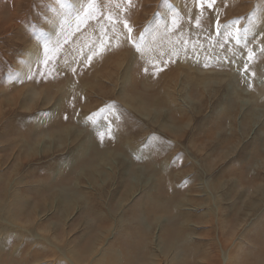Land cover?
I'll use <instances>...</instances> for the list:
<instances>
[{
  "label": "rangeland",
  "instance_id": "obj_1",
  "mask_svg": "<svg viewBox=\"0 0 264 264\" xmlns=\"http://www.w3.org/2000/svg\"><path fill=\"white\" fill-rule=\"evenodd\" d=\"M190 1L199 16L216 14L213 8L217 4L209 7V0ZM72 11L68 6H58L55 0H0V136L9 122L12 127H21L13 141L15 130L8 132L10 137H0V181L9 189L4 204H13L18 195L45 203L58 190L71 192L76 188L86 201L73 206L64 218L62 224L67 233L54 227L60 221L55 217L56 204L32 206L25 221L23 215L16 219L0 209V244L6 247L0 254V264H5V253L11 251L14 264H69L58 259L59 252L53 246L74 255L76 260L78 248L86 243L80 238L85 229L83 220L109 221L110 231L97 234L104 238L102 251L108 255L103 264H109L110 256H121L112 251L116 222L120 234L131 236L140 230L147 236L144 222L152 223L158 218L161 230L154 229V237L158 235L160 241L162 231H167L166 241L159 242L161 246L177 239L176 228L187 222L189 234L203 241L209 230L208 209L223 212L226 240L243 241L244 256L249 250L257 253L264 246V30L248 35L240 68L216 62L191 63L181 51L180 65L171 66L165 61L162 67L153 64L154 51L150 46L158 42L189 47L181 24L179 29V17L172 15V29H164L168 33L164 38L155 41L153 36L162 30L157 27L156 34L143 37L141 53L132 47V55L136 54L133 62L120 58L110 65L104 59L95 73L90 71L88 57H93V51L98 56L103 53L85 50L86 45L94 42L93 46H97L101 36L102 43L119 47L121 41L112 45L105 41L106 34L117 33L120 26L122 34L127 30L122 21L117 22L118 15L110 20L101 11L90 24L86 19L78 24L81 17L76 19ZM251 11L235 16L245 20L243 29H247ZM227 21L223 31L213 36L205 28L200 37L209 46L213 44V49L236 44L234 36L229 35L233 28ZM12 22L14 27L9 28ZM129 22L133 29L134 21ZM142 26L139 32L144 30ZM75 36L80 40L75 42ZM249 49L255 54L251 61ZM32 51L33 56L28 57ZM245 64L249 65L247 73ZM126 72L130 75L124 81ZM251 72L256 73L255 77ZM168 97L175 101L167 104ZM109 105H115L123 115L113 125V138L105 135L101 142L99 133L105 131V121H98L93 127L87 117ZM30 126L34 128L32 132L28 131ZM19 137L28 138L27 147L14 143ZM106 154L114 156L105 162L101 157ZM92 165H97L95 182L89 177ZM78 173L81 177L75 181ZM28 186L39 189L40 195L31 193ZM207 189L220 199L206 201ZM255 203L259 206L250 213L248 206ZM86 207H92L93 214ZM135 216L143 221L136 230L129 225ZM243 217L246 220L241 223ZM127 240L123 236L116 244ZM37 251L56 255L39 260ZM176 254L180 251L175 256L171 253L166 261L172 264Z\"/></svg>",
  "mask_w": 264,
  "mask_h": 264
},
{
  "label": "bare ground",
  "instance_id": "obj_2",
  "mask_svg": "<svg viewBox=\"0 0 264 264\" xmlns=\"http://www.w3.org/2000/svg\"><path fill=\"white\" fill-rule=\"evenodd\" d=\"M20 1L21 0H19V2ZM216 1H217L216 3L212 4V6H215L217 4V6H215V8H213L214 9L213 12H216V14L214 16H213V14H212V16H210V15H208L209 13L207 14L204 12H203L204 14H201L199 16V15L195 14V7L196 6H194V3L190 0H188L187 2H185L183 0H166V2H164V3H162V0H131V4H128L126 2V0H95V4L92 8L88 7L90 0H70V1L68 0V2H70V5H71L70 8L75 12V16H77L78 12L80 13L79 15L81 17V20H80V22H78V24H81V22L84 19L88 20V22L90 24V21L93 18H95L97 15H99V13L102 11V13L106 14V18H109L110 15L111 16L118 15V16H120V22L124 21V20L134 21V25H133L134 31L132 33V35L134 37H136L138 35H142L143 37L148 35V34L151 35V34L155 33L156 31H159V30H157L159 27H162L161 31H159L157 34L155 33L156 35L154 34L155 36H153V37H154L155 41L157 38H164V35L168 34L165 30L171 31L172 23L170 22L171 21L170 17H173L172 15H176L174 17H179L178 18L179 21L177 20V23L179 22V29H180V24H181V27H184L183 31L185 32L184 35L186 36L184 39L186 40V43H189V47L188 48H184V47L180 48V44H178V43L170 44V45H158L157 44L158 42H157L156 44L150 46V48H152V50L154 51L151 54L152 59H153V64H159L160 66L163 67L162 63L166 61L168 63V65H171V66L177 65L178 66V65H180V51H181L182 52L181 54L183 56H186V59L188 61H190L191 63L202 64V63H210V62L215 63L216 62L221 66L232 67V68L237 69V68L242 67V64H243L242 60H244L242 57V55H244L242 53V51L244 50L243 47L245 46L246 43L244 42V29H243V27L245 26L246 23H245V20H243V21L240 20L239 16L238 17H235V16L236 15H242V14L244 15V13H246L247 11H249V9H251L252 11H251L250 15L248 16V18L250 20L247 22V26H246L247 29H250L248 35L252 34V33H258L260 31H263L264 30V22H262V21H264V3L262 2V0H253V1L250 0L251 1L250 3H248L249 0H216ZM80 4H82L84 6L83 8L85 10L83 12H80V9H81V7H79ZM208 6H209V4H208ZM12 9H14V8H12ZM73 11H72V13H74ZM172 11H173V14L168 15V13H170ZM126 15H128V17H126ZM94 21H96V20H94ZM129 21H128V23H130ZM197 21H199V24H197ZM226 21L228 22L229 26L231 25V28H233L232 33L235 32V29L237 27L240 29L241 42H240V44H237V42H236V44H230L229 47L227 46V47H222L219 49H217L218 48L217 47V48L213 49L212 48L213 44H211L209 46L208 42L206 40H204L202 37H200V35L205 32V28H208L212 32L213 36L216 35L217 30L215 28L217 26V22H219V30L223 31L224 23ZM236 21H239V24H236ZM142 25H144L145 28H144V30L140 31L141 32L140 33L139 30H140V27H143ZM118 26H120V25L118 24ZM12 27H14L13 22L9 28H12ZM84 27H85V25H84ZM88 27H89V25H88ZM120 27L123 30L122 26H120ZM100 28H103V27H100ZM104 28H105V26H104ZM121 29H119L118 32L115 34L114 33L106 34L108 36L107 37L108 40H105L106 42L111 43L112 45H114L118 41H121V43L119 44V47H114V46L111 47V46H108V45L102 43L101 36L97 38L98 41L96 40L98 42V44L95 43V44H97V46H93L94 42L91 43L88 41L90 43V45H86V47H87L86 49H85V47H82L85 50L97 49L99 52L101 51L103 53L101 56H98L97 52H94V51L92 52L93 57H92L91 61L89 62V68H91L90 71L94 70V72L97 73L99 71V70L97 71V69H98L97 67H99L98 64L100 61H102L104 59H106V62L109 61L110 65L118 62V60H121L122 58L123 59H129L132 62L134 61L136 54L134 53L132 55V52H133L132 47L133 46L126 39V33L125 32H124L125 34L121 33ZM45 34H47V32ZM232 36H234V35H232ZM94 38H96V37L94 36ZM234 38H235V36H234ZM74 39H75V42L80 40L79 36H75ZM83 39H84V36L82 37V39L80 41L83 42L84 41ZM171 39L173 40V37ZM168 40H169V38H168ZM73 41H71L69 43L71 44ZM208 41H210V40H208ZM37 42L35 43L36 45L38 44ZM176 42H178V41H176ZM80 46H82V45H80ZM139 53H141V52H139ZM33 54H34V52L32 51L30 54H28V57L33 56ZM151 56H150V58H151ZM115 59H117V60H115ZM147 63H149V62H147ZM154 66H156V65H154ZM129 75H130V73H128V72L125 73L124 81L129 79ZM52 89H51V91H52ZM166 100H167V104H168V102L175 101L174 99L170 100L169 97ZM128 105L131 106L129 103H128ZM154 105H156V102L154 103ZM155 108L156 107L154 106V109ZM140 109L144 110L143 107ZM25 126H26V124L24 125V127ZM26 127H28V125ZM20 128H21L20 126L18 129L15 128L14 126L12 127V125H10V122H9V125L5 129H3L2 136L10 137V136H8V132L12 133V131L15 130L16 132H14L12 134V137H11V141H13L14 136H17V133H20V130H21ZM33 129L34 128L31 127V128H29L28 131L32 132ZM2 136H0V137H2ZM27 137H30V136L27 135ZM25 138L26 137H19L17 139L18 142L16 140V141H14V143L20 145V147H21V145H24L27 147V144L29 141H28V138H26V139ZM113 140H114V144L116 145L117 144L116 139H113ZM110 155L114 156L113 154H106V155H103L101 158L105 159L106 160L105 162H107L108 159H110V157H109ZM89 168L91 169V171L89 173L90 180L95 182L96 178L94 175V173H95L94 170L97 168V165H95V166L92 165ZM161 170H162V168H161ZM76 177L77 178L75 181H78L81 177L80 173H78V175ZM0 182L2 183L0 185V198H1L0 199V209L4 210L7 214L15 217L16 219L18 218V215H23L24 221H25V220L29 219L30 214L28 213V210L31 209L32 206H34V205H45L48 202L56 204L58 207V212L55 215V217H58L60 221L56 222L54 224V227L57 230L63 231L65 233H67V232L63 229V224H62V222H64V218L72 210L73 206L79 205L82 202H84L86 204L85 199L80 195V189L76 188L75 190H73L71 192H67L66 189H64L63 191L58 190L55 192V195L49 196L47 198V201H46V199H44L46 201L45 203H43L44 201H41V200H38V201L34 200L33 202H31V199H28L27 197L22 196V195H18L13 204L5 206V204H4L5 200H7L9 198V189L6 187V183H4V181H0ZM28 187H30V186H28ZM74 187H76V186L73 183L72 188L74 189ZM30 189L31 190H29V191H31V193L33 192V193L40 195L39 189L33 188V187H30ZM257 189L261 193L262 190H261V188H259V186ZM207 190L209 192H208V194H206L207 195V197L205 198L206 201L209 202L212 199H217V198L220 199L219 196H216V195L212 196V192L209 189H207ZM130 191H131V187L126 192L125 198H127L129 196ZM158 196H160V195H158ZM125 198H123V199L125 200ZM159 198L161 199V197H159ZM169 198H170V196H169ZM157 200H158V197H157ZM12 201H14V198ZM183 202H185V201H183ZM157 204H156V206H157ZM181 204H184V203H181ZM159 206H161V205H159ZM258 206H259L258 203L257 204L255 203L253 205H249L248 211L250 213H252V211L256 210V208ZM85 210L86 211L92 210L91 214H93V212H94L92 207L91 208L86 207ZM112 210H115V209H112ZM156 211L157 210H155V212ZM171 213H173V212H171ZM222 213L223 212H221V210L213 211L212 209H208V215L209 216H208L207 224H209V230L207 233L208 235H205V237H206L205 240L201 241V239L196 240V238H193L194 236L192 237V235L189 234V232H188L190 230V228H187V226H186V224H188V223L184 222V223H181V225H179V229H178V227L176 228V232H175L174 237L175 238L177 237V239L172 238L175 240H172L169 243L166 242L162 246L160 243L163 240L166 241V238L164 239V237H165V235L167 237V231H164V230L162 231V236H161L162 238L160 241H159L158 235L157 236L155 235V237H154V233H155V232L153 233L154 229H156L157 231L161 230L160 229L161 223H159L158 218H155L154 222H152V223L151 222L150 223L144 222L147 225L146 227L148 228V231H146L147 236H144L145 232L144 231L141 232L140 230H137L131 236H128L127 234L123 235L124 233L120 234V232L118 230H116V228H115V226H116L115 224L117 223L116 222L114 224L113 234H112V237L114 235L113 239H114V243H115V246L112 248V251L118 252L119 254H121V256H120V258L110 256L109 257V261H110L109 264H169L170 261H168V262L166 261V260H168V256L171 253H173L175 256V252H177V250L180 251V254L179 255L176 254L177 256L175 257V260H172V264H178V263L179 264H264V246H262V248L259 249L257 253H254L252 250L251 251L249 250V252L246 254V256H244L245 255L244 253L246 251L245 252L243 251L245 248L243 241H238V240H236L237 238L232 239V240H230V239L226 240V236H225V227H226L225 222L226 221L224 220ZM185 216L188 219L189 213H187ZM141 219H142V217H140V216L136 217L135 216L129 225H132L133 229L136 230L138 227L142 226L143 221H141ZM235 219H236V217H235ZM244 219L246 220L245 217L241 218L240 222L242 223V221ZM81 223L83 225H85V229H84V234L80 235V238L81 239L84 238L86 240V243L78 248V252L76 253V257H77L76 260L74 259V255H68L67 253H62L61 251H58L59 249L56 246L52 245L54 247L55 251L59 252L58 254L60 255L59 257L61 259L60 258H58V259L61 262L68 261L69 264H100V263L103 264L105 262V260L108 258V255H107V253L102 251V244H104L103 243L104 238H102V236H97V234L99 232H101V234H104V233H108L110 231L111 226L109 225V221L102 220V219H95V220H83V221H81ZM123 225H125V224H123ZM126 225H128V224H126ZM17 226H19V225H17ZM104 229H108V230L104 231ZM71 230H72V228H71ZM213 230L215 231L214 235L212 234ZM134 235H139V236L136 237ZM152 235H153V238L150 239V236L152 237ZM123 236H125L126 239H128L129 241L127 240L126 243L117 245L116 244L117 239H120ZM194 239L196 241H194ZM151 241H153L152 244H151ZM116 245H117V247H116ZM5 248L6 247H3V245L0 244V254H3ZM98 250L100 251V253ZM11 254H12V251L10 253H8V252L5 253V257H6L5 264H14L11 260ZM35 254H38L39 260H45L49 257L56 255L55 252H43V251H41V252L37 251ZM251 256H255V257L251 258ZM20 264H26V263L22 262Z\"/></svg>",
  "mask_w": 264,
  "mask_h": 264
},
{
  "label": "snow or ice",
  "instance_id": "obj_3",
  "mask_svg": "<svg viewBox=\"0 0 264 264\" xmlns=\"http://www.w3.org/2000/svg\"><path fill=\"white\" fill-rule=\"evenodd\" d=\"M126 2L128 4H131V0H126ZM166 2V0H162V3ZM56 3L58 6L60 7H64V6H68L71 7V5L69 4L68 0H56ZM215 3V0H209V7L212 6V4ZM95 4V0H90L88 7L92 8ZM84 9L81 8L80 12H83ZM79 12L77 13L76 18H79ZM109 19H114L111 15L109 16ZM117 22H120L117 20ZM264 22V21H262ZM123 23V27L127 30L126 32V39L132 44L133 48L135 49V51L137 53H139L141 51V46L143 44V36L142 35H138L136 37H134L132 35L133 33V29L132 27L128 24V22L122 21ZM173 23H175V21L173 20ZM197 24H199V21H197ZM236 24H239V21H236ZM217 31L219 32V22H217ZM250 29H244V42L247 43V39H248V33H249ZM229 35H234L235 39L237 41V44H240L241 42V36H240V29L237 27L235 29L234 33H229ZM45 51H47L48 45L45 44L44 45ZM262 51H264V49H262ZM254 53L251 49L248 50V59L249 61H251L254 58ZM92 57H88V60L91 61ZM46 62V61H45ZM207 66V65H205ZM145 72H147V69L144 70ZM244 71L247 73L249 72V65L245 64L244 65ZM250 75L252 77H255L256 73L255 72H251ZM250 88L252 87L251 83H249L248 85ZM123 115L122 112H119V110L117 109V107L115 105H109L106 108H102L100 109L97 113H94L93 115H90L89 117H87V119L89 121H91L93 127H95L98 123V121H105V131L100 132L99 133V138L101 140V142L103 141L105 135L108 136L109 139L113 138L112 136V128L114 124H117V122L121 119V116ZM111 116V119L109 118ZM65 120L68 119V116L65 115L63 117Z\"/></svg>",
  "mask_w": 264,
  "mask_h": 264
}]
</instances>
